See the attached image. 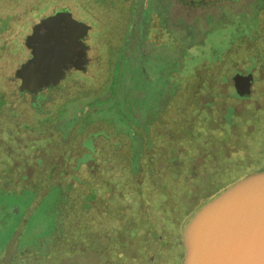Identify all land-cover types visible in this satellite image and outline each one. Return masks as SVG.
Segmentation results:
<instances>
[{
  "label": "rangeland",
  "instance_id": "rangeland-1",
  "mask_svg": "<svg viewBox=\"0 0 264 264\" xmlns=\"http://www.w3.org/2000/svg\"><path fill=\"white\" fill-rule=\"evenodd\" d=\"M76 1L84 5V0ZM25 2L0 7V18L14 16L10 29L0 33V204H12L9 213L21 220L0 264H8L23 246L27 252L16 256L23 264H105L99 251L79 248L73 242L89 231L82 242L89 245L97 234L114 230L118 219L121 226L115 233H123L122 220L139 230L132 251L134 256L139 250L141 257L132 264H147L155 254L153 242L142 244L147 225L155 237L169 242L171 251L163 261H184L182 228L206 196L227 175L264 163V0H166L171 7V41L162 49L161 59L153 60L152 54L160 51L158 44L153 48L147 40H138L137 17L147 2L138 0L137 9L130 12L128 35L122 43L111 44L110 59L119 62L114 96L109 95L111 86L98 96L102 101L110 98L106 109L114 102L120 106L118 122L104 110L99 119H91L96 124L81 134L82 125L69 130L80 115L76 110L53 138L42 135L52 127L51 121H25L29 97L19 98L20 92L10 95L18 86V80L11 79L14 70L29 57L26 51L15 52L11 42L22 44L30 26L38 21L24 13ZM79 2L60 0L54 8L75 11ZM151 4L158 9L163 2ZM3 45L5 50H1ZM91 57L97 65L86 76L103 81L108 55L104 48H97ZM242 61L255 72L251 95L245 100L234 96L233 73L228 69L241 67ZM87 84L79 88L88 89L92 99L87 101H95L98 85ZM80 90L71 84L67 94L81 96ZM8 101L24 114L16 115ZM191 114L194 126L188 121ZM112 120L115 131L109 125ZM172 120L177 123L165 128ZM151 137H160L155 141L157 148ZM87 138L89 148L84 143L79 151L86 153L73 157L79 139ZM47 171L55 177L49 183L56 184L31 202L27 186L35 192L44 187ZM12 221L0 212V224L11 227ZM8 231L0 230V241H5ZM48 242L56 244L52 259L44 254L45 260L30 261V248L41 244L37 247L41 250Z\"/></svg>",
  "mask_w": 264,
  "mask_h": 264
},
{
  "label": "water",
  "instance_id": "water-1",
  "mask_svg": "<svg viewBox=\"0 0 264 264\" xmlns=\"http://www.w3.org/2000/svg\"><path fill=\"white\" fill-rule=\"evenodd\" d=\"M88 26L57 12L41 19L24 38L30 58L14 70L17 90L31 96L57 86L72 68L84 70L85 48L80 39ZM238 96H248L251 75ZM183 264H264V168L250 174L206 202L185 222Z\"/></svg>",
  "mask_w": 264,
  "mask_h": 264
},
{
  "label": "trees",
  "instance_id": "trees-1",
  "mask_svg": "<svg viewBox=\"0 0 264 264\" xmlns=\"http://www.w3.org/2000/svg\"><path fill=\"white\" fill-rule=\"evenodd\" d=\"M25 1H27L28 4H26V7L24 9V13L27 14L28 16H32L34 19L39 20L40 18H43V17L53 13L54 11H56V9L58 10L59 7H56V8H54V7L57 4L56 2H58L60 0H0V7L2 9L3 8L7 9L8 7H12V6L13 7L22 6V4L26 3ZM74 1L76 3L79 2V1L77 2L76 0H74ZM13 19H14V16L13 15L10 16L8 14L4 15L3 18H0V33L7 32L10 29L9 22H11ZM11 47L13 48V50H15V52L22 53L24 51L23 44H19L16 40H13L11 42ZM5 49H6L5 45L1 46V50H5ZM115 60H116V62L114 63L113 62L114 60L111 61V59L109 58L108 72L106 74L107 76L103 79V81L101 80L102 82L97 81L96 77L95 78H91V77L89 78L86 76V74L70 73L57 86H55L53 88H47V89L43 90L42 92L36 94L35 96H31L29 94L22 93V96H18L19 98H21V99L24 98V95L29 97V101L27 102V106H28L30 111H29V113H27V120H25V121L29 122L33 118H36L39 121L42 118L43 122L45 121V119H46V121H51L52 127H50L49 129H44L42 132L43 133L42 135H47L49 137H52V136L54 137V135H55L54 132L60 131V127H61L60 125L62 124V122L64 123L67 118L74 117L76 110L80 111V115L76 118L75 122L73 124H71L72 126L69 128V130H72V129L75 130L77 128H80V125H82L81 129L83 130V132L81 134H83L84 131H86L88 129V127H89L88 125L96 124V122L94 120H91V119L92 118H94V119L98 118L99 119L101 114H103L104 110L108 111L109 116H112V118H113V120H115V122H118L119 117L117 116V112H119L120 106H118V104L114 102L113 107L106 109L105 106L108 105L110 98L106 99L105 101L98 100V96H100L102 93H104L106 91H109V88H108L109 86H111V90H110L109 95H110V97L114 96L113 95L114 94V87L116 84L117 72H118V67H119V62H118L117 58H115ZM11 79H13V81L16 80L14 78V75H12ZM87 83H91L90 85H92V84L98 85V89H97L98 91L94 95L95 101H92V102L87 101L89 99H92V98H90V96H88V92H87L88 89L86 90L84 88L85 90L84 89L80 90V88H79L80 86L88 85ZM71 84L75 85L77 87L78 91L80 90V92L82 93L81 96H78V95L71 96V94H67L68 93L67 88H69V85H71ZM16 94H19L17 89H15L10 95L17 96ZM88 97H89V99H88ZM7 105L9 106V108L12 111L15 112L16 115L19 116L21 114H24L22 111H20L21 113L20 112L17 113L16 109L11 108L10 106H12V105H11V103H9V101H8ZM71 110L73 113H71ZM227 116H228V114H227ZM191 119H194L192 114L189 115L188 121L189 122L192 121V126H194L195 124L193 123V120H191ZM113 120L109 124L111 128H112V125L114 123ZM98 122H99V120H98ZM171 123H170L171 125L167 124L165 126V128L170 129L171 126H173V124L177 123V121L175 122L172 120ZM225 123H227V120H225ZM41 124H42V122H40L39 125H41ZM84 125H85V128H84ZM226 126H227V124H226ZM155 129H156V125L154 126V130ZM224 129H225V126H224ZM62 130L65 131L64 129H62ZM69 130H67L65 132L68 133ZM112 130H114V125H113ZM50 133H53V135H50ZM181 133H182V130H181ZM38 138H41V136H39ZM186 138L189 140V138L187 136H186ZM158 139H160V137H157L156 140H154V138H152V137L150 138V140L153 143H155L156 148L158 147V144L155 141H157ZM84 143L89 148L90 141L88 138L85 140L79 139V143L75 147V150L71 153V155L73 157L80 158V157H82V155H84L86 153V152H83V153L79 152L83 148L81 145ZM127 143H128V137H127ZM79 146H80V149H78ZM88 148H86V149L84 148V149L87 151ZM155 151H156V149H155ZM263 168H264V163L262 165H260L259 167H256V168H250V169H247L246 171H243V172L227 175V177H228L227 180H224L220 184H217L214 187V189L208 194V196H206V198H205L206 201L204 203H202L198 207V209L201 206H203V204H205L206 202L215 198L219 193H221L225 189H227L230 186H232L233 184L239 182L240 180H242L246 176L262 170ZM48 173L49 172L47 171L45 174L47 178L45 177L46 179H44V183H46V184L44 185V187L43 186L40 187L41 189H43L42 192H44V193L40 192L41 191L40 188L38 189L39 191L36 190V192H35L33 189L31 190V186L30 187L27 186V188H26L27 196L29 197V200L31 199V202L38 196H45L47 194V190H48L47 187H50L51 185L56 184V183H49V181L53 180V178H55V177L52 175L50 176ZM25 176H27V175H25ZM28 181L32 182L29 178H28ZM27 185H29V184H27ZM13 193L17 194L16 191H13ZM10 206H12V204L11 205L10 204H4V205L0 204V212H2V215L4 214V215L10 217L12 220H14V221H12L11 227H7V225L6 224L4 225L3 222H1V224H0V226H1L0 230H3V229L9 230L7 232V234H8L7 238L4 239L5 241H0V261H1L5 251L7 249L10 238H12L13 235L15 234L14 230L17 227L16 224L21 221L19 218H17L16 216L9 213L8 209L10 208ZM165 217H166V219H168L169 214L166 215ZM118 220L116 223L117 226L114 228V230H113V227H112V229L107 228L105 235L103 233L101 235L97 234L98 237H96V240L94 241L92 239V242L89 245L86 242L82 243L83 241H85V239L87 240L86 237H87V234H89V231H87V232L85 231L86 232L85 235H82L81 237L76 236L79 241L73 242L74 246H77L79 248H86L88 250L99 251V254L101 253L104 255L103 256L104 257L103 263H105V264H130V263L132 264V262L135 259H137L138 257H141L139 250H136L134 256H133V251H132V246L134 243H136L137 232L139 230L136 227L130 226L128 220L127 221L122 220V222H123L122 223V226H123L122 229H124L123 233H115L116 228L117 227L119 228L121 226V221L120 220L118 221ZM146 222L150 223V218H148V220H146ZM148 226L149 225H147V227L145 228L146 232L143 233L142 244H144V243L146 244V242H155L158 240V237H155L154 234L152 233L151 228L147 230V228H149ZM94 234H96V232H94ZM34 236L39 237L40 235H38V234L32 235V237H34ZM114 241L117 244V245L115 244V248L109 247L111 242H114ZM46 244H47V246L44 244V247L42 246L41 250H38L39 248L37 249V247H40L41 244L40 245L38 244L37 246H32V248H30V252L32 253V256H33V259H30V261L34 260V259L37 261V260H39V258L45 260V258L42 257V255H44V254H45L46 259H52L53 252H56V250H57L55 247L56 244L55 243L53 244V242L52 243L48 242ZM26 249L27 248L25 246H23L20 249V252L18 254L14 250L15 256L11 259V261H9L8 264H23L24 262H19L20 258L17 259L16 256H19L21 253L27 252ZM34 253L36 255H34ZM34 256H37V257L35 258ZM115 257H117V258H115ZM147 261L148 260H146V262ZM100 264H102V262Z\"/></svg>",
  "mask_w": 264,
  "mask_h": 264
},
{
  "label": "flooded vegetation",
  "instance_id": "flooded-vegetation-1",
  "mask_svg": "<svg viewBox=\"0 0 264 264\" xmlns=\"http://www.w3.org/2000/svg\"><path fill=\"white\" fill-rule=\"evenodd\" d=\"M137 1L138 0H84V5H80V7H78V9L75 11L70 10V8L67 7L59 8L58 10L56 9L57 12L66 11L70 13L72 19L89 27V29L80 39L81 43L85 47L83 49L86 55V63L83 66L84 70L80 71L71 68L66 73V76L70 73L87 74L90 67L92 68L96 66L97 62L91 57V53L97 48H104V51L108 55L109 61V58L111 57L110 54H112V52L114 51L111 44L115 42L122 43L128 35L126 32V28L130 20V12L132 8L134 11L137 9ZM151 1H162L163 4L157 9V6H152ZM227 1H229L230 3L236 2V0ZM189 2L191 3L192 1ZM184 5L186 6L187 4ZM196 6L197 5H195V7ZM75 7L77 8V6ZM56 11L47 16L56 13ZM170 14L171 7L166 5V0H147L144 10L140 12L139 16L137 17V23L139 26L137 32L139 33V43H142L143 40H147L148 44H153V48H155L156 44H158L157 47L160 51L152 54V60L153 57H158L161 59L160 56L162 53V49L166 50V42L168 40L171 41L172 31L170 28ZM238 17L240 19L242 18V16L240 15ZM43 18H40L37 22L30 26L29 30L24 35V38L31 33L32 26L37 24ZM24 51H26L29 55V57L26 59L28 60L30 58L29 50L24 47ZM231 61H233V59ZM235 64H237V62L233 63V65ZM239 64L241 65V67L239 68H237L238 66H236L232 70L231 67L228 69L229 73H233L230 76V80L232 82L234 96H236L237 99L245 100L248 99L251 95V90L255 81V72L253 71V69L247 70L245 62L242 61V63L239 62ZM236 74L242 76L251 75L252 81L250 82L248 96L237 95L236 89L241 90L243 82L239 81L238 83H236V85L235 83H233L232 77ZM168 244L169 242L165 241L161 237H158V240L153 242V248L156 249L155 254L152 257L148 258L147 264H183V260H181L180 262H177V260L175 262H166V260H162V257L164 255H167V253L171 251Z\"/></svg>",
  "mask_w": 264,
  "mask_h": 264
}]
</instances>
